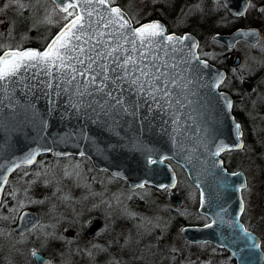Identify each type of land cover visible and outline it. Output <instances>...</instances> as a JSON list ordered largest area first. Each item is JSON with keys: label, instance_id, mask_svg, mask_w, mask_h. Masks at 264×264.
I'll return each instance as SVG.
<instances>
[{"label": "water", "instance_id": "water-1", "mask_svg": "<svg viewBox=\"0 0 264 264\" xmlns=\"http://www.w3.org/2000/svg\"><path fill=\"white\" fill-rule=\"evenodd\" d=\"M49 1L60 14L72 9V17L56 30L42 49L25 46L19 50L44 51L64 25L79 15L82 17L79 23L84 27L82 32L73 29L81 39L72 41L75 46L72 55L83 63L76 59L68 61L77 71L67 73L52 68L49 74L39 67L32 68L20 82L10 83L6 92H0V203L11 173L21 167H31L41 155L55 159L83 157L92 169L108 172L112 178L126 183L130 190L146 185L172 190L175 176L163 162L169 157L197 189L198 212L209 218L204 226L182 227V237L188 242L205 241L224 249L235 264H264L257 236L246 231L239 221L243 210L240 191L245 187L243 173L227 171L222 164V154L242 146L240 125L230 111L231 97L228 92L218 90L225 78L224 70L198 57V42L192 34L166 33L160 21L149 20L133 26L130 17L122 11L130 27H119L120 21L111 8H121L107 0V6L97 0ZM222 1L229 13L237 17L244 13L247 5V0ZM68 2L75 3L76 7L61 11L58 4ZM263 9L259 10L260 14ZM110 20L113 23H109ZM151 23L160 24L163 35L142 47L131 33ZM258 35L257 29L252 28L235 30L230 36L214 35L212 39L224 43L230 50L236 40L258 42ZM169 36L173 37L171 41L166 39ZM17 49L6 48L0 55ZM128 58L136 61L137 69L130 72L128 81L138 78L144 82V93L137 94V86L126 81L115 85L111 82L114 75L111 70ZM231 58V54L225 57L230 64ZM234 59L233 65H236L238 59ZM105 66L108 71L102 73ZM140 70L152 75L142 76ZM80 72L85 75L81 76ZM104 75L109 77L107 81ZM157 75L159 80L153 78ZM92 76H97V83L106 85L105 92L114 90L116 96L123 93L125 101L130 102L126 104L129 110L125 112L120 106L101 109L94 103L100 100V93L88 95L87 92L94 89L89 85L85 92L84 87L86 77ZM241 84L244 90L250 91L249 82ZM165 87L168 95L163 99H160L163 92H155L156 100L150 96L142 98L149 91ZM109 104H115V100H110ZM29 157L30 163L26 162ZM168 197L172 203H178L175 194L170 193ZM17 215L11 230L17 235L31 230L39 220L34 209H23ZM98 227L97 221L89 223L87 235ZM35 253V256L32 253L35 264L49 263L48 257Z\"/></svg>", "mask_w": 264, "mask_h": 264}, {"label": "flooded vegetation", "instance_id": "flooded-vegetation-1", "mask_svg": "<svg viewBox=\"0 0 264 264\" xmlns=\"http://www.w3.org/2000/svg\"><path fill=\"white\" fill-rule=\"evenodd\" d=\"M149 1L150 2L146 6H141V9H146L148 6L146 12H152L155 16L150 17L148 16L149 14L145 12V14H148V20H140L138 24L147 23L149 20L160 21L163 23L166 33H174L178 36L181 34H192L194 39L198 42V46L196 48L198 57L201 60L204 59L211 65H215L217 69L222 71L224 70L225 72V78L218 90L228 92L231 97L232 109H230V111L235 119L234 121H237L240 125L242 146L238 148V150H229L222 154V164L224 161L223 156L227 154H230L231 156L236 155L239 151L246 149L247 154H245V158L247 159L246 161L251 163V166L254 169L249 171L250 173H253L254 180L250 181L251 175L246 173L245 170H242L240 167L239 169L232 168L228 171L232 173L240 171L243 173L245 187L240 191L243 201V210L240 214L241 216L239 221L240 224L244 226L246 231L257 236L259 240L258 244L260 245V249L264 255V248L262 245L264 237L260 234L262 231L261 228L264 226V210H261L260 216H258L256 221L250 222L248 220L249 216L253 217V214L251 211L247 210L246 204L244 203V196L242 194L255 187H258L260 192L264 190V117L257 114L256 118L250 119V117L247 118V116H242L239 111V102L241 103L242 101H246L247 98L253 97L250 105L253 106V109H258V111L263 112L264 115V9L261 14L259 11L262 7H264V0H247L244 13L238 17L233 13H229L222 0H215V2L213 0ZM120 3H122L123 6L121 11L126 13L129 17H133V13H140V6L138 3L136 4L134 0H120ZM141 12L144 11L141 10ZM172 22H174L175 26L172 25ZM211 23L214 25V31L211 36L207 38V42L209 40V46L207 47L203 44L201 40L202 36H200V34L203 30H211V28H209L212 27ZM138 24H133V26H138ZM252 28L257 29L259 33L258 36L260 37L259 41L253 44L248 43L247 40L244 39L238 41L236 40L230 50H227L224 43H220L212 39L214 35L230 36L235 30H248ZM238 45H245V47L251 51L262 45L261 66L258 67V64L255 65L252 68L251 73H248L246 70L242 71L240 69L241 59L234 54V47ZM228 54L232 55V64L225 59ZM211 55L216 57L215 61L214 59H210ZM235 57L238 59V62L236 65H233ZM242 81L249 82L251 85L250 91L243 89L241 84ZM226 84L228 85L230 92L223 90L224 85ZM38 159L39 158H37V160ZM37 160H35L33 164ZM163 162L170 166L174 173L173 175L175 176L176 182L172 190L168 187L156 189L150 187V185L142 186L141 188L136 187L135 190H130L126 187L127 184L123 181L117 178H112L106 171L103 172L97 170L100 173H106L108 178L114 182H118L120 184V186L117 187L119 192H116L114 195H110L109 192H106L101 200L97 199L98 197L95 198V200H92L97 203L95 204L96 206L91 209V218L86 221V224L82 228H79L76 235L73 236V239H71V243L75 245V249L73 251L74 254H82L83 252L86 253L88 249H85L89 247L90 252L93 250L95 252L102 253L106 257H111L113 260H111L109 264H179V261L175 258V254L178 252L175 251L171 245L166 244L171 237H174L173 234L176 232V228L174 226H178V236H175V238L179 241V243H181L182 247L189 248L193 245L196 247L204 246L212 249L215 254L225 255L227 258V264L228 260H230L231 264H235L234 260L229 257L228 253L224 249H217L215 246L205 241L201 243L188 242L182 237V227L204 226L209 223V218L204 216L200 211L198 212V191L195 187L191 186L189 180L186 176H184V172L180 169V167L174 165L169 157H165ZM178 174L181 176L183 181L180 188L177 187L179 182ZM146 190H149L150 193L156 197L159 196L160 198H164V200L167 199L164 203L165 206L163 203L161 205L164 210L169 213V215L171 214V217H169L171 218V221L164 229L159 228V225L152 219L153 216L157 214L155 206L153 207V210L147 207L153 206L154 204L150 201H144V199H141V196L138 195V192L142 194ZM91 193H89L88 196L91 195ZM118 193L124 197H126L128 193V209H130L132 213L126 215L124 210L125 204L120 202V200H117L119 199L117 197H120ZM170 193L175 194V197H177V204L170 201L168 197ZM142 207H145L144 213L141 212ZM18 213H20V211L17 212V214ZM36 213L38 214L37 210ZM17 214H15L16 217L13 220V223L10 224L8 235L11 236L10 238L22 240L26 235L34 230L36 224L40 220V214H38L39 220L34 224V227L20 235L13 234L11 231L13 224L16 222L18 217ZM145 214H148V216ZM143 215L146 217H143ZM96 221L99 222L98 229H96L93 234L87 235L86 228L88 224ZM148 223L149 226L147 230H145V226L148 225ZM133 224H144V226L142 228L132 229L134 227ZM132 225L133 227L131 228ZM172 227L174 228V233L172 231ZM122 229L123 231H126V229L129 231V237L126 241L125 231L123 232ZM81 237L84 239L83 245L85 247H81V243H78L79 240L81 241ZM35 252H38L44 257H48V264L51 263L50 257L44 255L43 252L38 249L29 253V255H26L28 260L25 264H35L32 256V253ZM0 255H2L1 250ZM0 260L2 261L1 256Z\"/></svg>", "mask_w": 264, "mask_h": 264}, {"label": "rangeland", "instance_id": "rangeland-1", "mask_svg": "<svg viewBox=\"0 0 264 264\" xmlns=\"http://www.w3.org/2000/svg\"><path fill=\"white\" fill-rule=\"evenodd\" d=\"M48 1L19 0V3L16 4L12 3L11 0H0V50H4V48L19 49L25 43V37L30 34V30L36 28V31L38 30L39 33L44 32L45 18H48L47 16L52 14V3L49 1L51 5L49 6ZM148 2L149 0L140 1L139 6H146ZM20 5L23 6L21 7ZM15 14L19 15L15 16ZM139 14L141 13L132 14L135 20L140 18ZM148 14H144V16L146 18L148 16H155L152 12ZM172 25L175 26L174 22H172ZM211 26L209 27L211 30H203L200 34L203 44L207 47L209 46L207 38L214 31L213 23H211ZM261 46H258L259 49L257 48L253 51L246 48L245 45L234 47V54L241 59L240 69L242 71L246 70L248 73H251L255 65L261 66ZM215 58L213 55L210 56L211 60H215ZM252 98H245L246 101L239 102L241 115L247 116V118L250 117V119L256 118L257 114L264 117L263 112L253 109V106L250 105ZM245 154H247L246 149L239 151L236 155L231 156L227 154L225 158L223 156V160L229 161L232 168L239 169L240 167L242 170H245L246 173L251 175L250 181H252L254 180L253 173L249 171H252L253 167L250 162L246 161ZM35 176L37 177V189L28 193L26 187ZM178 176L179 182L177 187L180 188L183 181L179 174ZM9 179L4 190L9 188L10 195L14 192L16 193L14 197L11 196V201L7 203L9 205L8 208L10 209L15 205L23 207L26 200V203L29 205L36 204L40 207L41 210L37 211L40 214V220L34 230L22 240L10 238L9 232L0 228V250L2 253L0 255L2 258L0 264H25L28 260L26 255L38 249L44 255L50 257V264H109L113 260L102 253L93 250L90 252L89 247L85 249H88L86 253L74 254L75 245L71 243V239L76 235L79 228H82L86 224V221L91 218V209L97 203L92 200H95L97 197V199L101 200L106 192H109L110 195L119 192L117 187L120 184L118 182H114L108 178L106 173H100L92 169L84 158L77 160L75 157H72L68 159L62 158L61 160H50V158L45 156L39 158L30 168H21L13 171ZM89 193L91 195L88 196ZM138 193L141 199L154 204L153 206H147L151 210H153L154 206L156 208L157 214L153 216V221L159 225V228H166L171 221V218H169L171 214L169 215L161 204H164L167 199L164 200L162 197H156L149 190L144 191L142 194ZM242 194L247 210L253 214V217L251 216L252 219L249 216L248 220L250 222L256 221L258 216H260L261 210H264V190L260 192L259 188L255 187ZM122 196H118L117 198L119 199L117 200L125 204L124 210L126 215L132 213L128 209V193L126 197ZM144 208H141L142 213H144ZM145 215L148 216V214ZM145 215L143 217H146ZM143 226L144 224L134 225L132 229L142 228ZM148 226L149 223L145 226V230H147ZM174 227L176 228V232L174 233L173 227L172 231L176 235L173 234L174 237H171L166 244L171 245L178 252L175 254V258L179 261V264H214V261L215 264H227L225 255L215 254L210 248L204 246L196 247L194 245L189 248L182 247L181 243L175 238V236H178L179 228L178 226ZM261 230L260 234L264 237V226H262ZM125 236L126 241L129 237L127 229ZM83 241L84 239L81 237V241L79 240L78 242L79 244L81 243V247H85ZM262 245L264 248V242Z\"/></svg>", "mask_w": 264, "mask_h": 264}, {"label": "snow or ice", "instance_id": "snow-or-ice-1", "mask_svg": "<svg viewBox=\"0 0 264 264\" xmlns=\"http://www.w3.org/2000/svg\"><path fill=\"white\" fill-rule=\"evenodd\" d=\"M11 2L18 4L19 0H11ZM54 2H56V0H54ZM97 2L107 6L106 0H97ZM20 6L22 7L23 5ZM58 7L61 11H67L69 8H75L76 4L68 2L64 4H58ZM111 12L117 18V21H120L119 27L124 29L130 27L129 22L123 19L121 10L119 8L113 7L111 8ZM68 15H72V13H68ZM81 20L82 17L77 15L75 19L71 20L68 24L64 25L61 32L55 36V38L47 45L46 49L42 52L36 50L17 49L12 51H6L3 53V55H0V92H6L10 83L16 84L20 82L21 77L25 73H28L29 70L32 68L39 67L41 71L48 72L49 74H51L52 68H55L58 71H63L65 73L69 71L76 72L77 69L75 68V65L69 64L68 61L76 59L78 63H83L82 59H79L78 57H74L72 55L75 47L72 44V41H79L81 39V36L77 35L76 32L73 31V29H77V31L82 32L84 26L82 23H79ZM109 23H113V21L110 20ZM77 25H79V27H77ZM131 34L140 41L142 47H145L149 43L155 42L157 37L162 36L163 30L160 24L151 23L147 25H142L139 28L134 29ZM166 39L171 41L173 37L169 36ZM187 39H190V37H187ZM132 43L135 45V40H133ZM193 47H195V45H193ZM81 52H83V49H81ZM135 64L136 61L131 58L125 59L123 63H117L116 68L111 70L114 74L113 79L111 81L112 84L115 85L118 81L123 80L128 82L130 85L137 86L135 89L137 94L144 93V82L139 81L138 78H134L128 81V75L130 74V72H135L137 70L135 68ZM129 65H132V67L129 68ZM88 68H91V64L88 65ZM107 71L108 69L106 66L102 68V73H105ZM140 71L142 76L152 75L151 73H148L144 70ZM157 71L159 72V69H157ZM102 73H98L97 75H101ZM79 74L81 76L85 75L84 72H80ZM161 75L165 74L161 73ZM153 78L159 80L160 76L157 75ZM72 79L74 80L75 76H72ZM103 79L104 81H107L109 77L107 75H104ZM70 82L71 81H69V83ZM147 82L151 83V81ZM89 85L93 87V92H87ZM105 86H102V83H97V76H92L90 79L86 77V84L84 86L85 92H87L88 95H94L97 92L100 93V100L94 101V103H97L101 109H107L109 107L116 108L117 106H120L123 111L127 112L129 108L126 107V104L130 102L125 101V99L123 98V93H121L120 96H116L114 95V90L105 92ZM48 87H51V84H49ZM65 91H67V89H65ZM155 92H163V96H161L160 99H163L164 96L168 95L166 87L163 89L156 88L155 91H149L145 93L142 98L146 99L150 96L153 100H156L157 97L155 95ZM83 94L84 93H81V95ZM110 100H115V104H109ZM135 106L138 107V104ZM236 128L239 129V125H236ZM26 162L30 163L31 158L29 157ZM245 234L247 235V233ZM255 246L258 247V245ZM33 255L35 256L36 253H33Z\"/></svg>", "mask_w": 264, "mask_h": 264}, {"label": "trees", "instance_id": "trees-1", "mask_svg": "<svg viewBox=\"0 0 264 264\" xmlns=\"http://www.w3.org/2000/svg\"><path fill=\"white\" fill-rule=\"evenodd\" d=\"M48 1V0H47ZM139 1V2H138ZM140 1H143V0H134V2L138 5L140 4ZM108 3H110L111 5H118L119 7H121V9L123 8L122 6V3H120L119 0H107ZM150 2V1H149ZM148 2V3H149ZM48 5H50V2L48 1ZM140 9H141V6H140ZM139 9V10H140ZM141 10H143L144 12H141ZM140 10V13L139 16L140 18L138 19H134V17L130 16L131 17V23H133L134 25L135 24H138V22L140 20H148V18H146L144 16L145 12L147 11L146 9H141ZM51 12L52 14H50V16H47L48 18H45V22H44V32L42 33H39V31L37 30L36 31V28L34 30H30L29 31V35H27L25 37V43L23 44L22 47L20 48H24L25 46H29V47H37V48H40L42 49L43 46H45L46 42L49 40V38H51L52 35L55 34L56 30L62 25L65 23V21L70 17H72L74 11L71 9V10H68L67 12H65L64 14H60L59 11H57L55 9V7L51 6ZM68 13H72V15H68ZM21 14V13H20ZM19 14H15V16H18ZM135 20V21H134ZM19 48V49H20ZM3 51L0 50V53ZM215 61V60H214ZM223 90H227L229 91V88H228V85H224V89ZM230 92V91H229ZM44 157L45 155H41V157ZM40 157V158H41ZM45 157H48L51 159H55L53 158L52 156L50 157L49 155L45 156ZM225 158V156H224ZM68 159V158H66ZM55 160H61V159H55ZM227 160L225 159V161H223V164H224V167L228 170H231L232 169V166H231V163L226 162ZM21 168H25V167H21ZM19 168V169H21ZM27 169V168H25ZM37 177L35 176L33 178V180L31 182L28 183L27 187H26V190L28 193L34 191L35 189H37V182H36V179ZM10 180V179H9ZM8 183V182H7ZM16 192L12 193V195H10L9 193V188L4 190L3 192V197H2V201L0 203V228L4 229L5 231H9V228H10V224L13 223V220L15 219L17 212L21 211V209L23 210V208H27V209H30V210H41L39 206H37L36 204H31L29 205L28 203H26V200L24 201V204H23V207H17L16 205L13 206L12 208H8L9 205L7 204L9 201H11L12 197L11 196H15ZM228 264H231L230 260H228Z\"/></svg>", "mask_w": 264, "mask_h": 264}]
</instances>
